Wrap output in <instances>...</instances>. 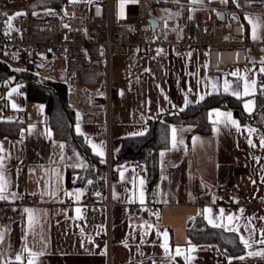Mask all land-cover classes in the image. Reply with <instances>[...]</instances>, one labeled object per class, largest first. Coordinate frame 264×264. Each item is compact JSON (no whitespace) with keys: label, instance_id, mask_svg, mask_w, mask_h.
<instances>
[{"label":"crops","instance_id":"crops-1","mask_svg":"<svg viewBox=\"0 0 264 264\" xmlns=\"http://www.w3.org/2000/svg\"><path fill=\"white\" fill-rule=\"evenodd\" d=\"M168 4L180 19L167 35L188 19H217L226 27L240 23L245 41L251 43L249 64L211 71L205 50L175 58L169 47L155 56H144L131 47L114 57L112 81L118 91L112 115L114 156L126 140L147 134L148 120L186 111L209 95L238 99L249 117L262 99L257 80L264 78L258 46L264 38L263 17L236 12L233 0H170ZM50 81L64 84V78ZM26 88L27 82L20 78L0 91V197L16 202L34 194L40 202L18 208L21 220H0V264H105V243L94 241L105 231L104 212L102 206L86 202L99 186L95 179L82 186L67 185L69 169L93 168L95 163L80 150L69 153L66 143L54 137L45 104L28 100ZM209 114L207 133L194 132L190 124H170L166 146L114 168L112 264H264L260 254L264 253L260 243L264 238V117L258 125L241 121L228 108H215ZM72 130L102 164L106 144L96 136L105 133L103 117L87 125L76 114ZM224 183L238 190L239 208L233 214L213 208L216 187ZM149 193L157 211L144 209ZM196 194L204 196L200 205L193 202ZM210 228L236 235L244 252L229 257L216 244L194 239Z\"/></svg>","mask_w":264,"mask_h":264},{"label":"built area","instance_id":"built-area-1","mask_svg":"<svg viewBox=\"0 0 264 264\" xmlns=\"http://www.w3.org/2000/svg\"><path fill=\"white\" fill-rule=\"evenodd\" d=\"M35 7L33 0H0V15L8 11L6 22H0L2 60L12 67L21 68L26 75L47 64L54 55L61 57L66 106L87 125L103 117L105 133L96 138L104 139L106 144L104 180L96 194L89 195L86 202L88 205L102 206L105 231L95 235L94 241H104L105 264H112L111 213L114 204L111 186L116 178L112 115L113 103L118 96L112 81V59L125 54L131 47L144 56H155L163 47H169L175 58L205 50L209 70L213 71L229 64H249L247 47L251 43L245 41L244 28L240 23H231L226 27L217 19H188L177 25L171 35L166 32L162 38L156 39L149 22L152 17L148 0H66L60 6L59 14L43 16L32 14ZM234 9L239 13L254 12L264 19V0H236ZM18 11H21L19 15L16 14ZM181 15L186 16V11H181ZM258 46L264 58V38ZM226 54L230 55L229 59L225 57ZM263 83V78L257 80L258 86ZM24 136V132L19 133L20 138ZM19 174L22 177L26 175L23 170ZM74 180L73 176L71 181ZM215 195V210L221 209L227 214L238 210L235 202L238 190L231 184L218 185ZM152 198L153 195L149 193L145 211H157ZM203 201L202 194L193 196L196 205ZM39 202L34 194L25 195L16 202H6L0 198V220H21L22 213L17 209Z\"/></svg>","mask_w":264,"mask_h":264},{"label":"trees","instance_id":"trees-1","mask_svg":"<svg viewBox=\"0 0 264 264\" xmlns=\"http://www.w3.org/2000/svg\"><path fill=\"white\" fill-rule=\"evenodd\" d=\"M36 7L32 14L42 11H49L50 14H59L60 6L66 0H33ZM149 1V12L152 18H155L152 10V5L157 4V1ZM161 2V1H160ZM162 3V2H161ZM8 11H3L0 15V22H6V14ZM156 19V18H155ZM158 30L161 28V23L158 19ZM164 29V35L168 31ZM163 36V35H162ZM244 39H247V34L244 30ZM21 76L26 77L27 88L26 94L30 101L40 102L45 104L46 111L50 118V124L53 129L54 137L57 140L66 143L67 151L70 153L75 150H80L87 156L91 163H95V167L71 168L67 172V185L74 184L76 186L84 185L87 180L95 179L96 186H101L104 180V164L99 163L93 158L87 150L81 137L75 135L72 130L74 122L73 111L65 104V85L61 82H53L47 79L36 78L31 72L19 73L12 66L2 60L0 50V91L6 83L20 79ZM264 79V78H263ZM259 92L262 94V99L258 101V110L251 117L244 115L241 110L240 101L232 99L226 95H209L200 103L191 105L186 111H172L163 113L154 120H148L149 131L143 137L129 139L125 141L123 150L114 156L113 165L135 163L145 158L147 153L156 152V150L166 146L168 142V127L170 124H190L194 126V132L205 134L210 130V111L215 108H228L233 111V114L243 122H253L258 125L263 121L264 117V83ZM259 86V87H260ZM262 112V113H260ZM255 118L254 120L252 118ZM258 118V119H257ZM257 119V120H256ZM74 181H71L72 177ZM197 241L204 243L216 244L220 250L229 257H235L244 252L242 244L239 242L236 235L223 231L222 229L210 228L205 230L200 235L194 237Z\"/></svg>","mask_w":264,"mask_h":264},{"label":"rangeland","instance_id":"rangeland-1","mask_svg":"<svg viewBox=\"0 0 264 264\" xmlns=\"http://www.w3.org/2000/svg\"><path fill=\"white\" fill-rule=\"evenodd\" d=\"M69 2H77L81 0H67ZM158 3L152 5L150 8L152 10L153 15L156 19L159 20L161 23V28L159 31L153 33L154 38H162L164 35V29H170L174 26L176 22L179 21V17L177 16L176 9L171 5L168 4L170 0L162 1V0H155ZM162 3H161V2ZM21 11H18L16 14H19ZM49 11H42L34 13V16H43L49 15ZM19 73L22 72L21 68L13 67ZM36 78L39 79H51L54 81H61L64 78V63L61 57L54 55V58L51 59L47 64L40 66L38 69H35L31 72ZM22 79H26V77L21 76ZM11 80L14 81V77H11ZM7 84V83H6Z\"/></svg>","mask_w":264,"mask_h":264},{"label":"snow or ice","instance_id":"snow-or-ice-1","mask_svg":"<svg viewBox=\"0 0 264 264\" xmlns=\"http://www.w3.org/2000/svg\"><path fill=\"white\" fill-rule=\"evenodd\" d=\"M194 2H195V0H194ZM222 2L227 3L228 0H222ZM233 2L235 3L236 0H233ZM18 15H19V14H18ZM253 27H254V29H255V25H254ZM262 71H264V69H262ZM13 91H15V89H13ZM201 99H203V97H201ZM245 108H248V104H245ZM224 115L230 117V116H231V113H226V114H224ZM232 123L235 124L236 122H235V121H232ZM173 132H175V130H173ZM136 135H143V133H136ZM249 143H251V141H249ZM261 143H262V145H264V139H262ZM61 147H63V145H61ZM161 155L163 156L164 153H161ZM0 198H3V197H0ZM25 211H29V210L25 209ZM228 219L231 220L232 217H228ZM241 239H242V242L245 244V246H248V241H247V240H244L243 237H242ZM260 243H264V238H262V239L260 240ZM177 254H179V252H177ZM260 254H261V255H264V253H260ZM16 259L19 260L20 257L17 256Z\"/></svg>","mask_w":264,"mask_h":264},{"label":"water","instance_id":"water-1","mask_svg":"<svg viewBox=\"0 0 264 264\" xmlns=\"http://www.w3.org/2000/svg\"><path fill=\"white\" fill-rule=\"evenodd\" d=\"M234 3V2H233ZM149 22L151 23L152 25V30L153 32H155L158 28V21L155 19V18H150L149 19Z\"/></svg>","mask_w":264,"mask_h":264},{"label":"bare ground","instance_id":"bare-ground-1","mask_svg":"<svg viewBox=\"0 0 264 264\" xmlns=\"http://www.w3.org/2000/svg\"><path fill=\"white\" fill-rule=\"evenodd\" d=\"M225 57L229 59L230 55L226 54Z\"/></svg>","mask_w":264,"mask_h":264}]
</instances>
